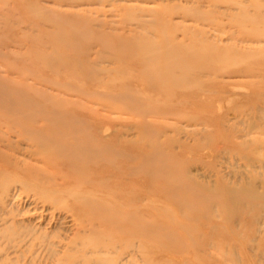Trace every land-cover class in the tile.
Returning a JSON list of instances; mask_svg holds the SVG:
<instances>
[{
	"label": "bare ground",
	"instance_id": "obj_1",
	"mask_svg": "<svg viewBox=\"0 0 264 264\" xmlns=\"http://www.w3.org/2000/svg\"><path fill=\"white\" fill-rule=\"evenodd\" d=\"M21 1L13 10H24L28 29L38 34L31 35L30 30L25 33L20 26L27 23L26 20H16L12 14L3 18L4 24L0 23V28H7L11 37L0 39V204H3L4 194L12 193V198H16L18 191L35 190L44 201L65 207L82 221L79 232L83 237L79 239L83 245L90 246L99 255L128 254L126 264H136L138 260L148 264L153 228L148 218L153 212L151 185L155 182L161 184L164 199L173 202L177 211L197 215L203 225L223 218V222L234 224L235 236L247 222L261 225L264 220L262 85L258 92L238 93L230 89L227 98L231 106L234 102H238L236 107L250 105L246 112L231 107L233 116L230 117V111L222 108L224 105L216 107L214 103L200 102L201 94L206 91L199 86L214 82L219 74L208 68L210 71L194 66L190 69L188 56L180 57L181 48L170 45L167 40L168 47L163 52L154 47L152 50L150 46L134 52L131 48L142 43L136 44L137 41L123 34L109 37L105 31L96 32V27L106 28L105 20L85 19L81 11L55 10L40 5L39 0ZM81 1L60 0L59 4L77 7ZM88 1L104 4L135 0ZM130 6H117L127 11L122 15L124 23L133 20L141 27L169 25L162 14L152 8ZM138 12L142 19L137 17ZM243 12L246 18L242 23L247 19L258 23L264 18L259 12L254 16H248L251 14L245 8ZM149 16L154 18L153 22L147 20ZM30 20L38 23L30 27ZM81 28L90 30L92 37H84L83 32H79ZM94 39L99 43L94 56L80 49L81 43L83 48L93 49ZM11 47H24V52L16 53ZM189 51L185 49L183 53ZM252 53L242 54L244 58L251 55L264 58L260 50ZM216 57L221 65L225 64V58ZM188 64L190 67L186 68ZM229 66H232L231 72L228 71L230 77L246 73L251 77L260 76L241 68L238 63ZM225 85L221 87L223 92ZM189 91L195 92L183 95ZM222 98L218 97V102L221 103ZM196 108L203 110L200 116L183 115L186 109ZM101 111L119 114L122 117L118 121L127 116L130 124L115 128L111 118ZM169 119L175 120V124L161 121ZM234 119L247 121L245 128L235 130L236 134L231 137L214 139L211 150L208 149L212 160L208 163L198 160L196 164L206 170L193 169L176 161L164 162L165 148L170 150L173 160L206 155L200 140L209 141L216 134L235 129L231 125ZM184 121L186 128L176 126ZM133 130H137V136L129 139L128 133ZM147 137L153 143L149 145L147 141V147L139 149V143ZM226 155L243 159L244 170L232 169L225 173L221 169L223 164L217 162ZM225 168L228 166L224 165ZM123 182L129 190L126 198L112 195ZM18 185V191H11L12 186ZM123 207L134 209L124 211ZM103 215L112 218L106 219ZM172 219L174 222L175 218ZM168 224L156 225V228ZM14 225L0 230V236L7 238L8 244L22 237ZM111 230L115 231L114 235H109ZM262 240L254 237L250 242L240 243L247 252L246 257L248 252L255 251L252 243L257 242V247H262ZM193 243L192 247L206 253L214 246L211 241ZM120 257L112 260L98 257L96 262L120 264ZM261 259L264 260V256ZM77 264L91 263L82 258Z\"/></svg>",
	"mask_w": 264,
	"mask_h": 264
},
{
	"label": "rangeland",
	"instance_id": "obj_2",
	"mask_svg": "<svg viewBox=\"0 0 264 264\" xmlns=\"http://www.w3.org/2000/svg\"><path fill=\"white\" fill-rule=\"evenodd\" d=\"M18 1L20 2L21 0H0V23H3V18L10 14H12V17L16 20L23 19L27 22L24 10H13ZM38 2L40 5L48 6L63 12L81 11L85 19L105 20L107 22L106 28L100 29V27H96V32L99 33V30L100 32L105 31L108 33L109 37L123 34V36L131 37V39L137 41L136 44L142 43L136 48L134 46L131 48L135 50L134 52H136V50L140 52L139 49L143 46H150L152 50L154 47L163 52L164 48L168 47V44H165L166 40L170 45L178 47L179 49L181 48L182 51L178 55L180 57L188 56L187 61L191 64V67L188 64L186 68L190 67V69L197 68L201 70L202 67L201 71L211 70L212 73L219 74L214 82L199 86V89L206 91V94H201L200 96L201 104L214 103L216 107L224 105L222 108L226 111H230V117L233 116V111L230 110L231 107L245 112L250 110V105L249 107L248 105L236 107L238 102H234L235 105L231 103L232 106L228 103L229 100L227 96L230 94V89L238 93L248 91L258 92L261 85L263 86L261 89H264V84L261 81V78L264 77V58L262 56L253 55L244 58L242 54H250L253 51L256 52L259 50L264 52V18L258 23H251L249 19L242 23L243 19L246 18L243 15L244 8L251 14L248 16H254L258 14V12L264 16V0H135L128 3L118 1L116 3L106 2L104 4L83 0L77 7L62 6L59 4L60 0H39ZM116 5H133L141 8L145 7L144 9L152 8L162 14L167 22H169V25L157 24L158 27H141L133 20L124 23L122 15L127 11H121ZM188 8H191L192 11H188L190 10ZM195 10L199 12L196 13ZM136 15H138L137 17L139 18L140 13L138 12ZM146 18L148 21H154V18L151 16ZM28 22L22 24L20 26L21 29H23L25 33L31 32V35L36 36L38 32L36 30V32L30 30V28L28 29ZM37 23L38 21L30 20L29 25L32 27ZM26 30L28 31L26 32ZM79 32H83L82 34L85 35L84 37L88 38L92 37L93 34L90 30L83 28H81ZM8 35L9 32L7 28L2 26L0 28V39L11 38ZM96 40L97 39H94L92 43L93 49L91 50L87 47L83 48L84 44L82 43L79 47L83 52H88L94 56L95 51L99 49V43ZM107 40H109V38ZM110 41L111 40L108 42ZM30 42L31 40L29 43ZM143 43L149 44L145 45ZM73 44L74 42H72V45ZM11 48L16 53L24 52V47L23 49ZM105 49L109 50V48ZM185 49H189L191 52L189 51L187 54L183 53ZM149 50L148 48V51ZM207 53H211L213 56L210 55L212 57H208L209 55ZM216 56H218V58H225V64L221 65L220 61L216 60ZM211 60L212 62H210ZM233 63L234 65L238 63L241 68H247L260 76L251 77L248 75L250 73H246L240 77H230L228 71H230L232 66L229 65H233ZM192 66H194V68H192ZM207 68L210 70H207ZM225 84L227 87L223 92L221 91V87ZM251 89H255L256 91H251ZM210 90L213 91L211 92ZM193 92L189 91L185 94L183 93V95L189 96L193 94ZM221 96L224 98H222V104L218 102V97ZM209 99H211V101ZM196 109L197 110L186 109L183 115L186 117L200 116L203 110L200 108ZM101 112L103 115H106L105 117L111 118L110 122L115 124V128L121 129L123 124H130V120H128L127 116H123L124 118L118 121V118L122 117L119 114H110L106 111ZM112 119L118 122H113ZM134 121L137 122V118L134 119ZM161 121L175 124V120L173 119ZM232 121L231 125H233L235 129L232 128L231 131L222 135L216 134L213 136L214 138H210L209 141L204 138L200 140L203 152L207 151L205 153L206 155L203 154V158L201 156L191 155L188 158L189 160H185V158H175L173 160L171 155L169 156L170 150L165 148L164 162L168 161V163H170L176 161L186 166H192L193 169L202 168L201 171L206 170V167L203 165L196 164L198 160H201L203 163H208L212 160L209 156V151L214 143V139H222L225 135H227L226 137H231V135L233 136L236 134L235 130L244 129L247 123V121L243 119H234ZM185 124L184 121L183 123L176 124V126L186 128ZM128 134L127 137L129 139L136 138L137 130H133ZM172 134L175 135V137H183L177 133ZM150 139V137L143 139L142 143H139L140 148H136H146L147 141H149L150 144H148L151 145L153 140L151 141ZM208 149L210 150L208 151ZM156 157L158 159V155H156ZM217 163H220V165L223 164L221 169L225 173H229L233 170H244L245 167V161L243 159L232 155H226L225 158L220 159ZM224 165L228 166V168L224 169ZM18 187L20 188V185L17 187L12 186L11 191H16ZM119 187L120 188L112 192V195L119 196L120 194L122 198H126L129 191L126 183L123 182ZM151 191V207L153 212L148 219L151 224H153V228L148 264H264V260L261 259L264 256V220L263 222L261 221V225L247 222L243 228L237 230L236 235L238 236H235L233 235L235 230L234 224L227 221L223 222V218H216L212 220L211 223L206 222V225H203L200 223L201 221L197 219V215L177 211L173 202L164 199L165 197L162 195L163 188L161 184L157 182L153 183L151 185ZM11 194L9 195L10 198L4 194L3 204H0V207L2 206L1 208H5L4 210L7 211H2V209H0V230H2L4 226L7 227L11 224H15L14 228L16 231L20 232L22 237L12 244H8L7 238L0 236V264H77V261H80L82 258L88 259L91 264H98V262H96L98 257H104L109 260L120 257L119 253H100L99 255V253L93 252L90 246L83 245L82 240L79 239L83 237L81 236L83 234L79 232L81 226H83L82 221L77 216L68 213L65 207H61L60 205L56 206L51 201H44L37 195V191L35 190L18 191L16 198H12ZM131 209L123 207L124 211H131ZM109 216L110 215H103V218H112V216ZM247 217L249 216L247 215ZM172 218H175L174 222H172ZM5 221L7 224L5 223V225H3ZM166 222L169 224L165 225L163 228H156V225L160 226L163 223L166 224ZM256 228L262 229V232H258ZM127 231H129L128 227L125 232L127 233ZM114 234V230L109 232V235ZM125 235L126 234L123 236ZM254 237L258 240H261V238L263 239L262 247H257V242L252 243L255 247V251L248 252V256L246 257L245 254L247 252L245 253L244 246L240 243L250 242ZM193 241H195L197 245H200L199 243L211 241L214 243V246L206 253L204 251L202 252V250H198L199 247H192ZM161 246L164 247L161 248ZM120 258L119 263L126 264L129 256L128 254H121ZM136 264L146 263L138 260Z\"/></svg>",
	"mask_w": 264,
	"mask_h": 264
}]
</instances>
